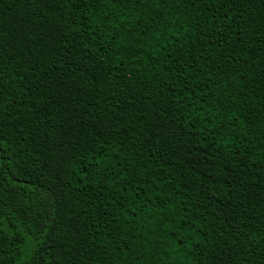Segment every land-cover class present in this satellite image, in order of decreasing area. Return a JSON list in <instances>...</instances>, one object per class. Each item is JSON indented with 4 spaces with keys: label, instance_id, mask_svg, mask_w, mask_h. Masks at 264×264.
I'll return each mask as SVG.
<instances>
[{
    "label": "trees",
    "instance_id": "16d2710c",
    "mask_svg": "<svg viewBox=\"0 0 264 264\" xmlns=\"http://www.w3.org/2000/svg\"><path fill=\"white\" fill-rule=\"evenodd\" d=\"M0 264H264V0H0Z\"/></svg>",
    "mask_w": 264,
    "mask_h": 264
}]
</instances>
